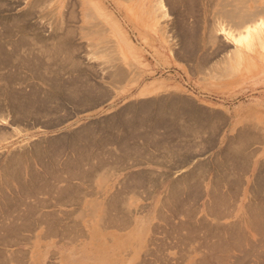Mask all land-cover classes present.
Returning a JSON list of instances; mask_svg holds the SVG:
<instances>
[{"label":"rangeland","instance_id":"obj_1","mask_svg":"<svg viewBox=\"0 0 264 264\" xmlns=\"http://www.w3.org/2000/svg\"><path fill=\"white\" fill-rule=\"evenodd\" d=\"M155 1L0 0V18H7V21L15 19L17 25L23 27V31L16 32L17 35H25L28 41V45L24 43L20 47L22 52H51L55 47L62 46L61 42L64 41V47L60 46L61 49L57 50L58 59L62 57V60L67 61L59 67L61 83L66 81L65 84H76L80 89H77L79 94L81 91L87 92L82 89L85 84L86 88L90 85L92 90V95L88 96L92 97V102L89 103L86 97V102L83 99L85 103L79 101L83 104L74 102L78 98L66 97L64 91L60 92L61 95L58 93L62 106L56 115H59V119L62 117L61 120L52 122L55 116L49 115V118L46 117L48 120L34 125L35 128L25 126L28 132L44 131L54 140L62 136L63 142H66L59 150L46 152L49 155L46 157L47 166L44 163L41 167L43 161L36 160L34 156L27 159V166H32L36 174L35 181L42 180V186L36 187L37 192L34 188V191L27 193L29 195H23L21 184L17 181L18 177L20 180L31 177L32 172L30 176L27 174L24 177L19 174L16 179L3 172L5 157L14 145L16 149L26 139L23 141L18 135L10 137L8 133L13 126L0 128V264H264L263 148L253 152L254 158L246 164L242 158H231V149L234 145L237 147V143L232 146L231 137L227 142L225 137L224 181L215 184L120 182V169L116 167L120 163L119 159L107 158L105 155L108 153L106 148H119V125L116 122L119 121L121 104L143 86L166 89L160 86L163 81L170 84L180 82L189 91L195 89L205 92L208 101L222 107L225 112L241 106H252L261 110L257 112L259 115H264V50L260 54L263 61H258L259 67L249 74L245 72V64L233 66L231 59L234 54L232 58L230 54L236 48L218 31V27L225 25L235 33L233 19L220 17V12L215 15V12L229 10V5L225 4L228 0H220L223 5L218 3L219 0H195L196 5L187 4L189 0H163L165 7L160 8ZM256 1L262 4V0ZM130 2L136 3L131 7ZM233 2H230V7L239 6L236 1ZM149 8L153 9L154 18L148 16ZM217 16V20L211 19ZM261 17L264 19V15ZM4 48L8 46L4 45ZM71 50L74 52L71 53ZM51 68L55 69L56 66L51 64ZM69 77L71 80L76 79L75 83L70 80L68 83ZM37 82L43 85L42 88H49L48 82ZM223 83L227 84L228 89L220 86ZM87 101L89 104L85 105ZM88 125L96 130L88 134L89 138H86L89 140L83 141L81 139H85V135L76 133ZM224 125L226 136L227 128L230 127V118L226 114ZM105 128L111 129L109 133L113 137L117 134L115 139L106 144L105 140L102 141ZM97 142L99 144L96 145ZM239 142L241 147L254 142V135L248 126H241ZM83 153H89V157L84 154V158ZM36 161H39V165ZM47 170L49 173L46 174ZM113 202L119 204L114 205ZM32 206L37 207L36 211ZM24 213L29 218L23 217ZM41 213L46 217L42 216L41 219ZM78 215L81 217L78 218ZM21 216L20 222H15ZM100 217L101 220L105 219L104 222ZM8 227L11 230L15 228V232Z\"/></svg>","mask_w":264,"mask_h":264},{"label":"bare ground","instance_id":"obj_2","mask_svg":"<svg viewBox=\"0 0 264 264\" xmlns=\"http://www.w3.org/2000/svg\"><path fill=\"white\" fill-rule=\"evenodd\" d=\"M140 1H142V0H140ZM186 1V0H185ZM185 1H184V3H185ZM188 1V0H187ZM210 0H208V2H209ZM222 1V0H221ZM233 1H236V4H239V6H234V5H232V7L234 8V9H232L231 10V8L232 7H230V2H233ZM233 1H231V0H228V1H226V5L228 6L229 5V10L227 9H225L226 11H218V12H215L216 14L215 15H218V13H219V16L221 17V16H223V17H230V18H228V19H230V20H232L233 19V25L235 26V33L233 32V31H231L229 28H227V26H225V25H221L220 27H218V31H219V33L220 34H222L225 38H228L229 40H230V42H231V44H233L234 46H235V50L233 51V53L232 54H230V56L231 55H233L234 57L232 58V56H231V60H232V62H234V63H232V64H234L233 66H235V64H245L246 65V67H245V72H247V74H249L253 69H255L256 67H259V62L258 61H263V57L260 55L261 54V52H262V50H264V19L261 17V16H263L264 15V0H262V4L260 5L259 3V1H256V0H233ZM243 1V2H242ZM144 2V1H143ZM156 2V4H157V6H158V4H159V8H160V6L161 7H165V3H163V0H157V1H155ZM197 2V1H196ZM228 2H229V4H228ZM136 2H134V3H132V2H130V6L132 7L134 4H135ZM171 3V2H170ZM183 3V4H184ZM189 3H191V5L192 4H195V0H189V2L187 3V4H189ZM210 3H212V1L210 2ZM218 3H222V2H220V0H219V2ZM233 3H235V2H233ZM1 4V3H0ZM197 4V3H196ZM195 4V5H196ZM213 4V3H212ZM241 4V5H240ZM155 5V4H154ZM174 5V4H173ZM190 5V4H189ZM200 5V4H199ZM209 6L211 5V4H208ZM219 5V4H218ZM220 5H223V3L222 4H220ZM131 7H129V9H131ZM158 7H156V8H158ZM174 7V6H173ZM193 7L195 8V6L193 5ZM205 7H206V4H205ZM222 7V6H221ZM200 8V7H199ZM226 8V7H225ZM210 9V8H209ZM153 9H151V8H149L148 9V16L149 17H153V15L155 14V13H153V11H152ZM197 10V9H196ZM201 10V8L199 9V11ZM215 10V9H214ZM231 10V11H230ZM155 11V10H154ZM178 12V11H177ZM206 12V11H205ZM83 13V12H82ZM87 14V13H86ZM214 14V13H213ZM134 15V14H133ZM195 15V14H194ZM84 16H85V14H84ZM87 16V15H86ZM193 16V15H192ZM16 17V16H15ZM19 17V16H18ZM188 17V16H187ZM207 17V16H206ZM213 17H214V15H213ZM211 18V19H216L217 20V18H219L218 16L216 17V18ZM20 18V17H19ZM93 18H94V16H93ZM154 18V17H153ZM186 18V17H185ZM7 19V18H6ZM6 19H3V18H0V30H2V31H0V128H8L6 125H10V126H13L12 127V130H10L9 131V133H8V131H7V133L10 135V137L12 136V137H14V136H19V137H21V139L23 140V139H26V142L25 143H23L22 142V144H20V145H18V148H14V146H16V145H14L13 147H12V149L13 150H11L10 152H9V154L7 155V157H5L6 159L4 160L5 162H4V167L2 168V170H3V172H5L6 174L8 173L9 174V176H13L14 178L16 177H18L19 176V174H20V176L22 177H24V176H26L27 174L30 176L31 174V172H32V174L33 175H31V177H34V176H36V174H35V172H34V169H32L33 167L32 166H27V164H26V162H27V159H31L33 156L36 158V160L38 159L40 162L41 161H43L42 163H40L41 164V167L44 165V163H45V165L44 166H47L46 165V157H49V155H47L46 154V152L47 151H51V152H54L55 151V149L57 150H59V147H61V145L62 144H64V143H66L65 142V140H64V142H63V137L61 138V137H57V139H55L54 140V138H51V137H49L48 135H45V133H43L44 131H36V132H28V131H26V130H28V129H26V127H28V126H33V128H35V126L34 125H36V124H39V123H43L44 121H46V120H48V118L50 117V116H55V118L52 120V122H56V121H59V120H61V118L62 117H60V119H59V115L57 116L56 115V111L58 110V109H60L61 107L60 106H62V105H60L61 104V99H60V97H59V95H58V93H60V92H62V91H64V93H66V97L68 96V97H70L71 99H73V98H78V101L76 100V101H74V102H79V101H83V99H84V101L86 102V97H88V96H90V94L92 93L91 91V89L89 88V86L90 85H88V88H86V84H85V88L83 87L82 89H86L87 90V92L86 91H84V92H80V94H79V92L77 91V89H79V88H77L76 86V84H72V85H69V84H65L66 83V81L64 82V83H61L62 81L59 79V67L61 66V63H65V62H67V61H65L64 59V62H63V60H62V57L61 58H59L58 59V52L59 51H57L58 49H61L60 48V46H59V48H56L55 47V49H53V51H51V52H47V51H43V52H41V50H40V52H35V53H32L31 51H27L26 53H25V51H23L22 52V49L20 48V47H22L23 46V44L24 43H26V42H28L27 40H26V37H25V35H22V33H20V35H17V31L18 32H21V31H23V27H20V26H18L19 24L15 21V19H12V20H10V21H7ZM17 19V18H16ZM193 19V18H192ZM18 20V19H17ZM189 20V19H188ZM197 20V19H196ZM207 20V19H206ZM219 20V19H218ZM221 21H223V20H225V19H220ZM227 22H228V20H226ZM214 22V21H213ZM216 23L218 22V23H220V21H215ZM229 22H231V21H229ZM14 23H15V25H14ZM24 23H25V21H24ZM63 23V22H62ZM223 23V22H222ZM221 23V24H222ZM18 24V25H17ZM183 24V23H182ZM188 24V23H187ZM224 24V23H223ZM227 24V23H226ZM228 24H230V23H228ZM21 26H23V25H21ZM183 26V25H182ZM192 26V25H191ZM218 26H219V24H218ZM198 27V26H197ZM217 27V26H216ZM86 28V27H85ZM193 29V28H192ZM55 30V29H54ZM71 30V29H70ZM207 30V29H206ZM58 32V31H57ZM86 32V31H85ZM91 32V31H90ZM56 33V32H55ZM66 33H68V31L66 32ZM70 33V32H69ZM68 33V34H69ZM209 33V32H208ZM19 34V33H18ZM66 35V34H65ZM37 36V35H36ZM28 37V36H27ZM191 37H193V36H191ZM39 38V37H38ZM37 37H36V39L37 40H39ZM58 38V37H57ZM63 38V37H62ZM209 38V37H208ZM210 38H211V35H210ZM73 39V38H72ZM54 40V39H53ZM38 42V41H37ZM65 43H68V42H66L65 41ZM193 43V42H192ZM198 43V42H197ZM27 44V43H26ZM44 44V43H43ZM49 44V43H48ZM59 44V43H58ZM61 44H62V46H63V44H64V41L63 42H61ZM4 45H6V46H8V48H4ZM28 45V44H27ZM46 45V44H45ZM61 46V47H62ZM65 46H66V44H65ZM64 47V46H63ZM70 47V46H69ZM26 49H27V47H25ZM54 48V47H53ZM66 48V47H65ZM67 48H68V46H67ZM189 48V47H188ZM20 49H21V51H20ZM33 49V48H32ZM31 49V50H32ZM50 49V48H49ZM48 49V50H49ZM180 49V48H179ZM187 49V48H186ZM30 50V49H29ZM55 50V51H54ZM70 51V50H69ZM68 51V52H69ZM74 51H72L71 50V53H73ZM264 52V51H263ZM194 53V52H193ZM212 53V52H211ZM180 54V53H179ZM61 54L59 53V56H60ZM65 55V54H64ZM68 55V54H67ZM48 56V57H47ZM47 57V58H46ZM67 57H69V56H67ZM187 57V56H186ZM205 57V56H204ZM70 58V57H69ZM74 58V57H73ZM209 58V57H208ZM259 58V59H258ZM58 59V60H57ZM189 59V58H188ZM206 59V58H205ZM62 60V61H61ZM71 60V59H70ZM69 60V61H70ZM73 60V59H72ZM71 60V61H72ZM229 60V59H228ZM199 61H200V59H199ZM203 60L201 59V62H202ZM206 61H208V60H205V62ZM79 62V61H78ZM204 62V61H203ZM77 63V62H76ZM50 64V65H49ZM51 64H53V65H55L56 66V68L54 69V68H51ZM62 64V65H63ZM206 64V63H205ZM238 64L236 65V66H238ZM78 66V65H77ZM76 67V66H75ZM79 67V66H78ZM200 67V66H199ZM80 68H82V67H80ZM26 70V71H25ZM30 72H29V71ZM125 71V70H124ZM123 71V72H124ZM26 72H29V73H26ZM61 73V72H60ZM118 73H120V72H118ZM126 74V73H125ZM86 75V74H85ZM127 75V74H126ZM83 76V75H82ZM70 78V77H69ZM69 78H67V81L68 80H70L71 82H73V83H75V81H76V79H74V78H72V79H74V80H71V78L69 79ZM76 78V77H75ZM82 78V77H81ZM33 80H35V81H33ZM64 80V79H63ZM37 81H40V82H48L49 84H47V85H49L48 87V89L45 87V88H42L43 87V85H41V83H39V82H37ZM77 81H79V80H77ZM116 82V81H115ZM68 83H69V81H68ZM76 83H78V82H76ZM80 83V82H79ZM152 86V85H151ZM81 87V86H80ZM99 87V86H98ZM106 87V86H105ZM79 91H80V89H79ZM146 90H144L141 94H146V92H149L148 90L145 92ZM91 92V93H90ZM101 92V91H100ZM63 93V92H62ZM103 93V92H102ZM104 94H106V92L104 93ZM104 94H101L102 96L104 95ZM60 95H61V93H60ZM80 95V96H79ZM92 95V94H91ZM162 95V94H161ZM166 95V94H165ZM62 96H64V94L62 95ZM79 96V97H78ZM94 96H95V94H94ZM98 97V96H97ZM152 97V96H151ZM174 97V96H173ZM92 98V97H91ZM91 98H87V100L89 99L90 100V102L89 103H91L92 101V99ZM99 98V97H98ZM157 99V98H156ZM159 99V98H158ZM169 99H171V96H170V98ZM144 100V99H143ZM172 100V99H171ZM186 100V99H185ZM191 100V99H190ZM83 101V102H84ZM93 101H95L94 99H93ZM145 101V100H144ZM148 101V100H147ZM149 101H151V99L149 100ZM148 101V102H149ZM157 102H158V100H156ZM83 102L82 103H80L79 102V104H83ZM84 102V103H85ZM143 102V101H142ZM141 102V103H142ZM160 102V101H159ZM161 102H164V99H163V101H162V97H161ZM161 102H160V104H161ZM177 102V101H176ZM182 102H184V100L182 101ZM88 103V101H87V103L85 104V105H87V104H89ZM145 103V102H144ZM147 103V102H146ZM151 103V102H150ZM169 103V102H168ZM74 104V103H73ZM78 104V103H77ZM76 104V105H77ZM140 104V103H139ZM143 104V103H142ZM141 104V105H142ZM148 104V103H147ZM147 104H145V105H143V106H147ZM165 104H166V102H165ZM190 104V103H189ZM150 105V104H149ZM159 105V104H158ZM171 104H169V106H170ZM131 106V105H130ZM152 105H150V107H151ZM175 106V105H174ZM180 106H182L181 104H180ZM179 106V107H180ZM189 106V105H188ZM80 107H81V105H80ZM147 107H149V106H147ZM149 107V108H150ZM159 107V106H158ZM157 107V108H158ZM163 107V106H162ZM125 108V107H124ZM131 108V107H130ZM142 108V107H141ZM144 108H146V107H144ZM156 108V109H157ZM165 108H166V105H165ZM127 109V107L124 109V110H126ZM133 109V108H132ZM132 109H129V110H132ZM138 109L139 110H142V109H140L139 107H138ZM123 110V111H124ZM136 110H137V108H136ZM144 110H146V109H144ZM148 110V109H147ZM160 110V109H159ZM158 110V111H159ZM133 111V110H132ZM161 111V110H160ZM203 111V110H202ZM122 112V111H121ZM125 112V111H124ZM127 112V111H126ZM140 112V111H139ZM146 112H148V111H146ZM155 112V111H154ZM129 113V111L127 112V114ZM132 113V112H131ZM135 113H137L136 111H135ZM180 113H181V111H180ZM193 113V112H192ZM122 114V113H121ZM125 114V113H124ZM133 114V113H132ZM141 114V113H140ZM142 114H143V112H142ZM141 114V115H142ZM154 114V113H153ZM50 115V116H49ZM128 115H130V113L128 114ZM126 116V117H128L129 118V116ZM141 115H139L140 117H141ZM152 115V114H151ZM168 115V114H167ZM173 115V114H172ZM48 116V118L46 119V117ZM125 116V115H124ZM135 116V115H134ZM137 116V115H136ZM135 116V117H136ZM139 116H137L138 117V119H137V121L140 119V117ZM143 116H145V118H146V116H148L149 117V114H147V115H143ZM153 116V115H152ZM175 116V115H174ZM126 117H123V118H121V115H120V117H119V121L118 122H116L117 120H115V122H116V124L117 125H121V126H123L122 125V123H127V122H129V124H131V125H133V123L135 122H137V121H134L133 120V123H132V121L131 120H129V121H127L125 118ZM160 117V116H159ZM158 116H157V118H159ZM127 118V119H128ZM130 118H131V116H130ZM134 118V117H133ZM168 120H169V118L168 117H166ZM204 118V117H203ZM52 119V118H51ZM141 119H142V117H141ZM154 119H156L155 118V116H154ZM163 119V118H162ZM162 119H159V120H161L162 121ZM165 119V118H164ZM163 119V121L165 122L166 120H164ZM172 120H173V118H171ZM171 119L168 121L169 122V124L171 123L170 121H171ZM175 119V118H174ZM182 119V118H181ZM184 119V118H183ZM206 119V118H205ZM110 120H111V118H110ZM147 120H148V118H147ZM151 120V119H150ZM158 119H157V121L158 122H161V121H159ZM176 120H178V119H176ZM189 120H191V119H189ZM203 120V119H202ZM126 121V122H125ZM182 121V120H181ZM201 121V120H200ZM49 122V121H48ZM51 122V123H52ZM140 122H142V121H140L139 120V123ZM146 122V121H145ZM152 122H153V120H152ZM158 122H156V123H158ZM174 122V121H173ZM179 122V121H178ZM184 122V121H183ZM202 122V121H201ZM50 123V124H51ZM112 123V125H113V123H114V121H112L111 122ZM142 123H144V122H142ZM141 123V124H142ZM146 123H148V122H146ZM146 123H144L145 124V127L144 128H147V126H148V124H147V126H146ZM154 123H155V120H154ZM154 123H152V124H154ZM155 123V124H156ZM177 123V122H176ZM216 123V122H215ZM57 124V123H56ZM151 124V121H150V125H152ZM163 124V123H162ZM166 125H167V127H170V125H168L167 123H165ZM174 124H175V122H174ZM179 124V123H178ZM183 124V123H182ZM187 125H188V123H186ZM42 125V124H41ZM45 125V124H44ZM43 125V126H44ZM55 125V124H54ZM106 125V124H105ZM109 125H111L110 123H109ZM127 125V124H126ZM137 125V124H136ZM135 125V126H136ZM157 125V124H156ZM166 125H165V129H166ZM172 125V124H171ZM186 125V126H187ZM18 126H20V127H18ZM21 126H26L25 127V129L22 127L21 128ZM37 126V125H36ZM89 126V125H88ZM134 126V125H133ZM134 126V127H135ZM155 126V125H154ZM176 126V125H175ZM180 126H181V124H180ZM214 126V125H213ZM217 126H218V124H217ZM101 127V126H100ZM114 127H115V125H114ZM141 127H143V126H140V128ZM153 126H151V129H154V128H152ZM173 127V126H172ZM179 127V126H178ZM192 127V126H191ZM201 127V126H200ZM215 127V126H214ZM81 128V127H80ZM86 128V129H85ZM82 127L81 129H80V131L78 132V133H76V135L78 134H80L81 133V135L83 136V135H85L84 137H85V139H81V140H83V141H85V140H89V139H87L86 137H88V134L89 133H92V131H94V130H96L95 128L94 129H91V127L89 126V127ZM101 128H103V127H101ZM110 128H111V126H110ZM110 128H105V130H103L104 132H106V133H108L109 134V136H110ZM125 128V127H124ZM137 128V127H136ZM158 128H160V126L158 127ZM162 128V127H161ZM175 128V127H174ZM173 128V129H174ZM180 128V127H179ZM179 128H177V129H179ZM186 128V127H185ZM190 128V127H189ZM197 128V127H196ZM148 129V128H147ZM163 129V128H162ZM168 129V128H167ZM172 129V128H171ZM199 129V128H198ZM2 130V129H1ZM4 130V129H3ZM9 130V129H8ZM43 130H44V128H43ZM182 130H184L183 129V126H182ZM194 130V129H193ZM22 131H23V133H22ZM76 131V130H75ZM74 131V132H75ZM149 131V130H148ZM73 132V133H74ZM100 132V131H99ZM103 132V133H104ZM168 132V131H167ZM187 132V131H186ZM196 132H199V131H196ZM102 133V132H101ZM113 133V132H112ZM116 133V132H115ZM132 133V132H131ZM142 133V132H141ZM192 133V132H191ZM108 134H106V135H108ZM123 134V133H122ZM7 135V134H6ZM74 135H75V133H74ZM80 135V136H81ZM91 135V134H90ZM105 134H104V137H106V139H107V136H106ZM112 135V134H111ZM116 135L117 134H115V137H116ZM160 135V134H159ZM194 135V134H193ZM59 136V135H58ZM65 136V135H64ZM81 136V137H82ZM120 136V135H119ZM9 137V138H10ZM53 137V136H52ZM55 137V136H54ZM80 137V138H81ZM84 137H82V138H84ZM115 137H113L114 139H115ZM3 138V137H2ZM8 138V137H7ZM15 138H17V137H15ZM14 138V139H15ZM29 138H30V141H29ZM66 137H64V139H65ZM72 138H73V136H72ZM77 138V137H76ZM79 138V137H78ZM89 138V137H88ZM108 138H110V137H108ZM112 138V137H111ZM118 138V137H117ZM98 139V138H97ZM99 139H100V137H99ZM105 138H103V142H107V141H112L111 139H107L106 140ZM126 139H128V138H126ZM137 139V138H136ZM168 139V138H167ZM4 140H5V138H4ZM70 140H72V139H70ZM74 140V139H73ZM76 140V139H75ZM105 140V141H104ZM170 140V139H169ZM24 141V140H23ZM29 141V142H28ZM134 141H135V139H134ZM192 141V140H191ZM74 142V141H73ZM87 142V141H86ZM113 142H115V141H113ZM174 142V141H173ZM243 142V141H242ZM10 143H13L12 141L10 142ZM9 143V144H10ZM78 144H81V143H79V142H77ZM83 143V142H82ZM88 143H89V141H88ZM132 143H134V142H132ZM76 144V143H75ZM84 144V143H83ZM97 144H99L98 142L96 143V145ZM106 144V143H105ZM115 144V143H114ZM127 144V143H126ZM130 144V143H129ZM71 145V144H70ZM128 145V144H127ZM183 145V144H182ZM190 145V144H189ZM239 145V144H238ZM62 146H64V145H62ZM84 146V145H83ZM85 146H87V145H85ZM134 146V145H133ZM139 146V145H138ZM235 146V145H234ZM99 147V146H98ZM135 147V146H134ZM140 147V146H139ZM62 148H64V147H62ZM78 148H80V147H78ZM173 148V147H172ZM230 148V147H229ZM15 149V150H14ZM116 149V148H115ZM129 149V148H128ZM176 149V148H175ZM182 149V148H181ZM121 150V149H120ZM119 150V148H118V151H120ZM163 150V149H162ZM85 151V150H84ZM141 151V150H140ZM148 151V150H147ZM179 151V150H178ZM192 151V150H191ZM194 151V150H193ZM226 151V150H225ZM63 152V151H62ZM68 152V151H67ZM88 152V151H87ZM93 152V151H92ZM145 152V150L143 151V153ZM161 152V151H160ZM168 152V151H167ZM181 152V151H180ZM189 152V151H188ZM49 153V152H48ZM118 153V152H117ZM116 153V154H117ZM120 153V152H119ZM149 153V152H148ZM157 153V152H156ZM53 154V153H52ZM55 154V153H54ZM53 154V155H54ZM59 154V153H58ZM84 154L85 155H87V157H89L88 156V154L89 153H83V156H84ZM92 155H93V153H91ZM90 154V155H91ZM130 154V153H129ZM145 154H146V152H145ZM52 155V156H53ZM78 155V154H77ZM81 155V154H80ZM119 155H121V154H119ZM133 155V154H132ZM136 155V154H135ZM235 155V154H234ZM234 155H233V157H234ZM50 156H51V153H50ZM57 156V155H56ZM60 156V155H59ZM95 156V155H94ZM122 156V155H121ZM121 156H119V158L121 157ZM222 156V155H221ZM247 156V155H246ZM113 157V156H112ZM118 157V156H117ZM143 157V156H142ZM84 158H86L85 156H84ZM108 158V157H107ZM153 158V157H152ZM156 158V157H155ZM50 159V158H49ZM91 159V158H90ZM100 159V158H99ZM98 159V160H99ZM103 159V158H102ZM115 159V158H114ZM82 160V159H81ZM97 160V161H98ZM116 160V159H115ZM120 160V159H119ZM154 160V159H153ZM39 161L37 162L38 163V165H39ZM54 161V160H53ZM101 161V160H100ZM103 161V160H102ZM112 161V160H111ZM122 161V160H121ZM120 161V162H121ZM139 161V160H138ZM155 161V160H154ZM32 162V161H31ZM30 162V163H31ZM99 162V161H98ZM105 162V161H104ZM103 162V163H104ZM29 163V164H30ZM36 163V164H37ZM64 163V162H63ZM68 163V162H67ZM79 163V162H78ZM102 163V164H103ZM109 163V162H108ZM115 163V162H114ZM49 164V163H48ZM58 164V163H57ZM101 164V163H100ZM242 164V163H241ZM2 165V164H1ZM59 165V164H58ZM68 165H69V163H68ZM75 165H77L76 163H75ZM97 165H99V163H97ZM115 165H116V163H115ZM121 165H123V164H121ZM53 166V165H52ZM66 166V165H65ZM72 166V165H71ZM70 166V167H71ZM101 166V165H100ZM99 166V167H100ZM105 166V165H104ZM244 166V165H243ZM2 167V166H1ZM30 167V169L31 170H33V171H31L30 169V171H28V168ZM58 167V166H57ZM73 167V166H72ZM78 167V166H77ZM84 167V166H83ZM86 167V166H85ZM95 167L97 168V166L95 165ZM94 167V168H95ZM113 167V166H112ZM200 167V166H199ZM47 168V167H46ZM49 168V167H48ZM50 168H51V166H50ZM53 168V167H52ZM51 168V169H52ZM107 168V167H106ZM115 168V167H114ZM176 168V167H175ZM61 169H62V167H61ZM69 169V168H68ZM76 169V168H75ZM199 169V168H198ZM220 169V168H219ZM45 170V169H44ZM63 170V169H62ZM95 170V169H94ZM46 171V170H45ZM71 171V170H70ZM189 171V170H188ZM34 172V173H33ZM50 172H51V170H50ZM55 172V171H54ZM57 172V171H56ZM59 172V171H58ZM148 172V171H147ZM150 172V171H149ZM148 172V173H149ZM231 172V171H230ZM42 173V172H41ZM47 173H49V170H47V172H46V174ZM172 173V172H171ZM35 174V175H34ZM58 174V173H57ZM70 174V173H69ZM96 174V173H95ZM224 174V173H223ZM38 175H40V174H38ZM42 175H43V173H42ZM42 175H40L41 176V178L43 177ZM56 175V174H55ZM85 175V174H84ZM132 175V174H131ZM234 175V174H233ZM2 176V175H1ZM59 176V175H58ZM61 176V175H60ZM65 176V175H64ZM63 176V177H64ZM142 176V175H141ZM3 177V176H2ZM13 177H12V179H13ZM31 177H28V178H22L21 180H20V178L18 177V180L17 181H19V183L21 184V191H23V195H25V194H27V193H29V192H32V191H34V190H36V187L38 188V187H40V186H42V184H41V182H42V180H41V182L39 181V180H37V181H35L36 180V178L34 179H32ZM135 177V176H134ZM15 178V179H16ZM37 178H39V179H41L39 176L37 177ZM68 178V177H67ZM44 179V178H43ZM52 179V178H51ZM54 179V178H53ZM56 179V178H55ZM54 179V180H55ZM88 179V178H87ZM134 179V178H133ZM141 179V178H140ZM48 180V179H47ZM57 180V179H56ZM145 180V179H144ZM143 180V181H144ZM185 180V179H184ZM44 181V180H43ZM51 181V180H50ZM53 181V180H52ZM85 181V180H84ZM91 181H92V179H91ZM130 181V180H129ZM136 181V180H135ZM152 181V180H151ZM35 182H37V186H35L36 185V183ZM38 182H40V183H38ZM47 182V181H46ZM124 182V181H123ZM126 182H127V180H126ZM145 182V181H144ZM176 182V181H175ZM237 182V181H236ZM19 183H18V185H19ZM65 183V182H64ZM128 183V182H127ZM130 183V182H129ZM131 183H132V181H131ZM138 184L140 183V182H137ZM179 183V182H178ZM201 183V182H200ZM38 184H40V185H38ZM44 184V183H43ZM49 184V183H48ZM48 184H47V186H48ZM176 184V183H175ZM174 184V185H175ZM199 184V183H198ZM51 185V184H50ZM129 185V184H128ZM146 185V184H145ZM150 185V184H149ZM178 185V184H177ZM8 186V185H7ZM35 186V187H34ZM87 186V185H86ZM195 186V185H194ZM33 187V188H32ZM66 187V186H65ZM72 187V186H71ZM123 187V186H122ZM177 187V186H176ZM35 188V189H34ZM63 188V187H62ZM61 188V189H62ZM74 188H76V187H74ZM175 188V187H174ZM180 188V187H179ZM182 188V187H181ZM8 189V188H7ZM10 189V188H9ZM32 189H34V190H32ZM44 189H46L45 188V186H44ZM48 189H49V187H48ZM57 189H58V187H57ZM65 189V188H64ZM63 189V190H64ZM77 189V188H76ZM82 189V188H81ZM131 189V188H130ZM200 189V188H199ZM4 190V189H3ZM122 190V189H121ZM172 190H174V189H172ZM263 190V189H262ZM5 191V190H4ZM18 191V190H17ZM41 191H43V189L41 190ZM54 191V190H53ZM58 191V190H57ZM57 191H55V192H57ZM68 190H66V191H64V193L65 192H67ZM128 191V190H127ZM189 191V190H188ZM261 191V190H260ZM19 192V191H18ZM26 192V193H25ZM36 192H37V190H36ZM113 192V191H112ZM124 192V191H123ZM173 192V194H176V193H174V191H171L170 193H172ZM20 193V195H22ZM57 193H60L59 191L57 192ZM56 193V194H57ZM62 193V192H61ZM81 193V192H80ZM83 193V192H82ZM169 193V194H170ZM184 193V192H183ZM187 193V192H186ZM186 193H184V194H186ZM77 194H78V192H77ZM119 194V193H118ZM146 194V193H145ZM6 195V194H5ZM27 195H29V194H27ZM62 195V194H61ZM64 195V194H63ZM67 195V193H65V196ZM73 195V194H72ZM75 195V194H74ZM171 195V194H170ZM55 196V195H54ZM60 196V195H59ZM111 196H113V195H111ZM168 196V195H167ZM173 196V195H172ZM174 196H176V195H174ZM47 197V196H46ZM63 197V196H62ZM74 197V196H73ZM118 197H120V196H116V198H118ZM181 197V196H180ZM25 198V197H24ZM29 198V197H28ZM38 198V197H37ZM57 198V197H56ZM122 198V197H121ZM169 198V197H168ZM171 198H173V197H171ZM175 198V197H174ZM217 198V197H216ZM39 199V198H38ZM45 199V198H44ZM43 199V200H44ZM72 199V198H71ZM108 199H109V197H108ZM110 199H111V197H110ZM178 199H179V197H178ZM186 199V198H185ZM69 200V199H68ZM117 200V199H116ZM121 200V199H120ZM180 200V199H179ZM178 200V201H179ZM76 201H77V199H76ZM181 201V200H180ZM58 202V201H57ZM70 202H71V200H70ZM109 202V201H108ZM120 202H122V201H120ZM124 202V201H123ZM32 203V202H31ZM38 203V202H37ZM50 203V202H49ZM66 203V202H65ZM69 203V202H68ZM125 203V202H124ZM182 203V202H181ZM13 204V203H12ZM23 204V203H22ZM39 204V203H38ZM37 204V205H38ZM113 204H114V202H113ZM116 204V203H115ZM114 204V205H115ZM117 204H119V203H117ZM116 204V205H117ZM167 204V203H166ZM27 205H28V203H27ZM58 205V204H57ZM105 205V204H104ZM26 207V206H25ZM29 207V206H28ZM33 208H35L34 206H32ZM119 207V206H118ZM121 207H123V206H121ZM169 207V206H168ZM258 207V206H257ZM264 207V206H263ZM262 207V208H263ZM31 208V207H30ZM37 208V207H36ZM36 208H35V211H36ZM113 208H115V206H113ZM117 208V207H116ZM120 208V207H119ZM161 208V207H160ZM25 209V208H24ZM39 209V208H38ZM110 209V208H109ZM112 209V208H111ZM118 209V208H117ZM172 209V208H171ZM7 210V209H6ZM104 210V209H103ZM19 211V210H18ZM17 211V212H18ZM27 211V210H26ZM39 211V210H38ZM82 211V210H81ZM21 212V211H20ZM19 212V213H20ZM22 212H23V210H22ZM28 212V211H27ZM31 212V211H30ZM34 212V211H33ZM32 212V213H33ZM41 212V211H40ZM52 210H51V215H52ZM67 212V211H66ZM111 212V211H110ZM128 212V211H127ZM159 212H162V211H159ZM259 212V211H258ZM31 213V214H32ZM37 213V212H36ZM57 213V212H56ZM72 213V212H71ZM108 213V212H107ZM178 213V212H177ZM7 214V213H6ZM9 214H11V213H9ZM18 214V213H17ZM23 214V213H22ZM37 214H39V213H37ZM46 214V213H45ZM47 214H48V212H47ZM66 214V213H65ZM64 214V215H65ZM105 214H106V212H105ZM110 214V213H109ZM119 214V213H118ZM122 215H123V213H121ZM4 215V214H3ZM28 214H26V213H24V215H22L23 217H27V218H29L28 216H27ZM44 215V214H43ZM42 215V213H41V219L44 217ZM51 215H50V217H51ZM56 215V214H55ZM81 215V214H80ZM108 215V214H107ZM129 215V214H128ZM260 215V214H259ZM258 215V216H259ZM14 216H15V214H14ZM18 216V215H17ZM16 216V217H17ZM19 217L20 219H19V221H15V222H20V220H21V218H23V217ZM32 216V215H31ZM37 216V215H36ZM43 216V217H42ZM48 216V215H47ZM168 216V215H167ZM174 216V215H173ZM3 217H5V216H3ZM8 217V216H7ZM25 217V218H26ZM45 217H46V215H45ZM44 217V218H45ZM50 217H47V218H50ZM81 217V216H80ZM79 217V215H78V218H80ZM109 217V216H108ZM118 217V216H117ZM120 217V216H119ZM1 218V217H0ZM32 218V217H31ZM33 218H35L34 217V214H33ZM33 218H32V220H33ZM61 218V217H60ZM114 218H115V216H114ZM187 218V217H186ZM254 218V217H253ZM8 219V218H7ZM110 219V218H109ZM109 219H108V221H109ZM113 219V218H112ZM126 219H127V215H126ZM189 219V218H188ZM252 219V218H251ZM9 220V219H8ZM15 220V219H14ZM13 220V221H14ZM51 220V219H50ZM100 220H101V217H100ZM103 220V222H104V220L105 219H102ZM101 220V221H102ZM119 220H120V218H119ZM122 220V219H121ZM128 220V219H127ZM1 221V220H0ZM5 221V220H4ZM7 221V220H6ZM52 221V220H51ZM54 221V220H53ZM108 221H107V223H108ZM116 221V220H115ZM123 221V220H122ZM125 221V220H124ZM136 221V220H135ZM23 222H25L24 220H23ZM30 222V221H29ZM28 222V223H29ZM39 222V221H38ZM43 222V221H42ZM45 222V221H44ZM58 222H59V220H58ZM73 222V221H72ZM109 222H112V220L110 219V221ZM117 222H119L118 220H117ZM116 223V222H115ZM19 224V223H18ZM22 224H24V223H22ZM29 224H31V223H29ZM43 224V223H42ZM50 224V223H49ZM77 224V223H76ZM99 224H101V223H98V225ZM103 224V223H102ZM109 224V223H108ZM111 224V223H110ZM112 224H113V222H112ZM112 224H111V226H112ZM117 224V223H116ZM118 224H120V223H118ZM191 224V223H190ZM252 224V223H251ZM8 225V224H7ZM20 225V224H19ZM19 225H17V226H19ZM26 225H27V223H26ZM26 225L25 226H23V227H26ZM34 225V224H33ZM47 225V224H46ZM56 225V224H55ZM104 225V224H103ZM123 225H125V222H124V224ZM15 226H16V224H15ZM16 226V227H17ZM29 226V225H28ZM48 226V225H47ZM68 226V225H67ZM72 226V225H71ZM105 226V225H104ZM103 226V227H104ZM120 226V225H119ZM4 227V226H3ZM13 227H14V225H13ZM20 227H21V225H20ZM22 227V228H23ZM37 227H38V224H37ZM45 227V226H44ZM61 227V226H60ZM60 227H59V229H60ZM76 227V226H75ZM107 227V226H106ZM238 227V226H237ZM236 227V228H237ZM9 228V227H8ZM46 228V227H45ZM50 228H53L52 226L50 227ZM65 228V227H64ZM68 228V227H67ZM74 228V227H73ZM1 229V228H0ZM3 229V228H2ZM10 229V228H9ZM8 229V230H9ZM15 229V228H14ZM14 229H12L13 230V232H15L14 231ZM47 229V228H46ZM217 229V228H216ZM11 230V229H10ZM9 230V231H10ZM11 230V231H12ZM27 229L25 228V231H26ZM45 230V229H44ZM49 230V229H48ZM63 230V229H62ZM65 230V229H64ZM72 230V229H71ZM70 230V231H71ZM83 230V229H82ZM3 231V230H2ZM18 231V230H17ZM51 231V230H50ZM50 231L48 232V235H49V233H50ZM58 231H60V230H58ZM80 231V230H79ZM84 231V230H83ZM82 231V232H83ZM7 232V231H6ZM46 232V231H45ZM65 232H66V230H65ZM67 232H69V231H67ZM73 233H74V231H72ZM76 232H77V230H76ZM81 232V233H82ZM12 233V232H11ZM17 233V232H16ZM20 233V232H19ZM61 233V232H60ZM60 233H59V235H60ZM64 233V232H63ZM8 234V233H7ZM10 234V233H9ZM13 234V233H12ZM12 234H10V235H12ZM43 234H44V232H43ZM46 234V233H45ZM44 234V235H45ZM52 234H54V233H52ZM51 234V235H52ZM62 234V233H61ZM66 234V233H65ZM185 234V233H184ZM209 234V233H208ZM14 235V234H13ZM57 235V234H56ZM58 235V236H59ZM68 235V234H67ZM66 235V236H67ZM19 236V235H18ZM23 236V235H22ZM53 236V235H52ZM61 236V235H60ZM68 236H70V234L68 235ZM73 237H74V234L72 235ZM80 236H82V235H80ZM194 236V235H193ZM205 236V235H204ZM24 237V236H23ZM42 237V236H41ZM45 237V236H44ZM65 237V236H64ZM63 237V238H64ZM75 237H76V235H75ZM74 237V238H75ZM190 237V236H189ZM196 237V236H195ZM198 237V236H197ZM10 238V237H9ZM70 238V237H69ZM2 239H3V237H2ZM8 239V238H7ZM13 239V238H12ZM15 239V238H14ZM190 239H191V237H190ZM206 239V238H205ZM10 240V239H9ZM67 240V239H66ZM70 240V239H69ZM192 240V239H191ZM4 241V240H3ZM73 241V240H72ZM189 241V240H188ZM205 241V240H204ZM207 241V240H206ZM12 242V241H11ZM68 242V241H67ZM6 243V242H5ZM214 243V242H213ZM166 244V243H165ZM169 244V243H168ZM6 245H8V244H6ZM188 248V247H187ZM19 251V250H18ZM2 252V251H1ZM16 253V252H15ZM21 253H23V252H21ZM211 254V253H210ZM15 255V254H14ZM26 255V254H25ZM69 255H70V253L68 252L67 253V256H68V259H70V257H69ZM18 257V256H17ZM4 258V257H3ZM16 258V257H15ZM9 259V258H8ZM18 260H19V258H18ZM23 260V259H22ZM17 262V261H16ZM3 264V263H2ZM16 264V263H15Z\"/></svg>","mask_w":264,"mask_h":264},{"label":"crops","instance_id":"obj_3","mask_svg":"<svg viewBox=\"0 0 264 264\" xmlns=\"http://www.w3.org/2000/svg\"><path fill=\"white\" fill-rule=\"evenodd\" d=\"M160 86L165 87L166 89H160L151 86H143L137 88L133 95H130V97L126 98V100L123 101L119 108V114L121 115V118L126 117L130 113V115H128L129 118H125L127 121L131 120L132 123L133 120L137 121V116L141 115L143 112V114L141 115L142 119L139 116V120L144 123L148 122L146 123V126L148 124V129L144 128L145 124L142 122L139 123V120L136 123H133L134 126L137 124L135 127L129 124V122L122 123L123 126H119V150H121L118 151L117 149L114 150L112 148H106V151L108 153H106L105 155L107 157L118 158L120 159L119 161L122 160L118 164V166H116L120 169V182H126L127 180V182L132 181V183L140 182L152 184L178 182H201L208 184L220 183L224 181L223 160L225 152V137L226 142L228 138L231 137V139L233 140L232 146L235 142L237 143V147L233 146L231 149V158H236L237 160H240L242 158L243 160H245L246 164H248L249 160L252 157L254 158L253 152H256L258 148H263L264 150V115H259L257 113L261 110L253 108L252 106H241L231 111L225 112L222 107L210 103L208 101V95L205 92H200V90L197 92L195 91V89L189 91V89H187L185 84L183 83L176 82L170 84L163 81ZM220 86L224 89H228L226 88L228 87L227 84L225 85L223 83ZM144 90H148L149 92L145 91L146 94H141ZM170 96L172 100L169 99ZM161 97L162 101L164 99V102H161ZM150 99L151 101H149ZM156 100H158V102ZM183 100L184 102H182ZM159 101L161 102V104ZM145 104H147V106L149 107L150 105L152 106L150 108L147 106H143ZM169 104L171 105L169 106ZM180 104L182 106H180ZM124 107H127V109L124 110ZM138 107L140 109H143L139 110ZM129 109H132L133 111ZM126 111H129V113L127 114ZM135 111L137 113H135ZM147 114H149V117L146 116L145 118V116L143 115ZM225 114L230 118V127L227 128L226 136L224 125ZM134 115L137 116L135 117ZM154 116L156 119H154ZM157 116L160 117L157 118ZM166 117H168L169 120L173 118V120L171 119L170 124L168 122L169 120ZM162 118H165L164 120L167 119L168 121L166 120L164 122ZM157 119H162V121L159 120L161 122H158ZM154 120L155 123L158 122L156 123L157 125L154 123ZM150 121L151 124H154L150 125ZM173 121L175 122V124ZM165 123L170 125V127H167ZM186 123H188V125ZM165 125L166 129L164 128ZM140 126L143 127L140 128ZM151 126H153L152 128L154 129H151ZM159 126L160 128H158ZM182 126L184 130H182ZM241 126H248V128L251 129V132L254 135V142L252 144L246 145L245 143L242 147L240 146L239 134ZM104 134L106 135L108 133L104 132ZM106 136L107 139H114L111 134L110 136L109 134ZM104 138L106 139V137ZM144 150L146 154L145 152L143 153ZM119 154H121L122 156ZM119 156L121 157L119 158ZM147 171L150 172L148 173ZM237 174H239V170L237 171ZM85 246L88 245L86 244Z\"/></svg>","mask_w":264,"mask_h":264}]
</instances>
